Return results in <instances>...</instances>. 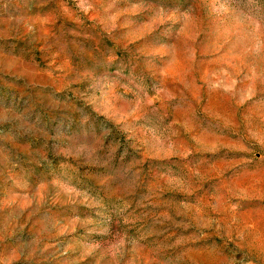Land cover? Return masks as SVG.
<instances>
[{
  "label": "rangeland",
  "instance_id": "obj_1",
  "mask_svg": "<svg viewBox=\"0 0 264 264\" xmlns=\"http://www.w3.org/2000/svg\"><path fill=\"white\" fill-rule=\"evenodd\" d=\"M0 264H264V0H0Z\"/></svg>",
  "mask_w": 264,
  "mask_h": 264
}]
</instances>
